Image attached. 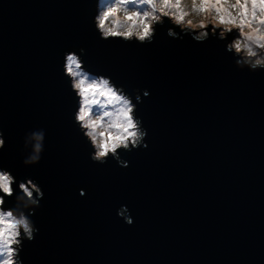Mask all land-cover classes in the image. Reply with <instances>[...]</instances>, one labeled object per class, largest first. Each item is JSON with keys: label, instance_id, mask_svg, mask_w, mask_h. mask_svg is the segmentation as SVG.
Listing matches in <instances>:
<instances>
[{"label": "water", "instance_id": "95a60500", "mask_svg": "<svg viewBox=\"0 0 264 264\" xmlns=\"http://www.w3.org/2000/svg\"><path fill=\"white\" fill-rule=\"evenodd\" d=\"M96 11V0H0V163L45 192L24 264H264V71H241L215 39H172L168 25L146 46L101 40ZM80 48L90 72L151 92L137 112L148 147L122 153L130 167L94 163L74 124L63 63ZM35 129L45 151L26 166Z\"/></svg>", "mask_w": 264, "mask_h": 264}, {"label": "clouds", "instance_id": "9594fccd", "mask_svg": "<svg viewBox=\"0 0 264 264\" xmlns=\"http://www.w3.org/2000/svg\"><path fill=\"white\" fill-rule=\"evenodd\" d=\"M94 27L104 41L125 44H153L158 30L167 27L172 39L190 37L197 43L211 39L223 42L235 66L257 73L264 71V0H96ZM85 48L64 53L63 74L77 99L74 124L92 151L97 164L115 160L130 167L122 153L147 148L148 130L137 115L138 104L149 97L148 89L128 92L111 76L90 72L83 56ZM46 131L35 129L24 138L26 166L38 165L45 151ZM7 146L0 127V154ZM81 196L87 195L80 189ZM42 186L32 178L19 179L0 163V264H24L25 242H34L40 229L32 219L42 207ZM11 201V203H9ZM131 226L130 209L122 205L117 212Z\"/></svg>", "mask_w": 264, "mask_h": 264}]
</instances>
